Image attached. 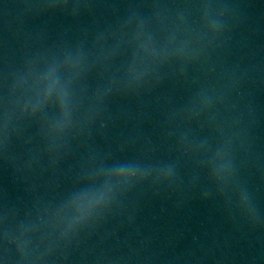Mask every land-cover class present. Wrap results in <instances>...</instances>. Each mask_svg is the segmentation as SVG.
I'll return each instance as SVG.
<instances>
[{
    "label": "water",
    "instance_id": "obj_1",
    "mask_svg": "<svg viewBox=\"0 0 264 264\" xmlns=\"http://www.w3.org/2000/svg\"><path fill=\"white\" fill-rule=\"evenodd\" d=\"M0 264H264V0H0Z\"/></svg>",
    "mask_w": 264,
    "mask_h": 264
}]
</instances>
